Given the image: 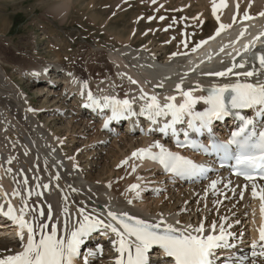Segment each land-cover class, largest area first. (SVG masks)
<instances>
[{"label":"bare ground","instance_id":"6f19581e","mask_svg":"<svg viewBox=\"0 0 264 264\" xmlns=\"http://www.w3.org/2000/svg\"><path fill=\"white\" fill-rule=\"evenodd\" d=\"M131 1L133 0H114L112 4L113 6L116 5L115 7L118 9H124V5L130 4ZM151 1L157 5L155 0H145L146 3ZM73 2L74 0H57V3L49 6L47 13L54 14L53 17L56 14L60 18L59 22L63 24L72 13ZM195 2L197 11L190 20L192 25L207 23L211 19L216 20L211 13L212 0H195ZM237 2L241 9L238 20H243V11L245 10H250V13L255 16H259V13L264 11V0H226L227 6L222 9H233ZM217 3L219 4V0ZM159 5L162 10H165L169 3H159ZM249 5L251 6L249 7ZM190 7L192 4L189 2L188 5H179L178 10L186 13ZM231 14V10H227L226 18L229 19ZM217 15L221 17L220 7L217 8ZM139 32L134 27L124 42L119 41L121 47L110 51L107 59H104L99 49L95 51L89 49L88 53L92 54V61H87L85 58L83 72L80 68L69 67L66 63L68 56H60L55 50L52 51L50 57L52 61L42 58L31 61L26 59L15 64L16 69L14 68V71L20 79L25 80L32 86V89L37 91L40 104L38 103L39 107L36 108L31 106L27 100L26 92L20 85L16 84L12 75L8 74L7 69L3 67V63H7V61L2 57L1 52L6 51L7 47L0 51V160L3 157L7 158V168L1 169L0 167V183L5 187L16 185L19 181L18 172L25 176L32 173L40 175L42 183L49 179L54 185L53 190L45 191L43 189L41 196L29 200L28 203L29 206L40 203L41 209L45 212H47V207L51 205L53 218L56 221L71 216L74 224L67 235L76 228L77 221L82 219L78 213V209L81 208L84 209L85 214L96 217L98 213L108 215V212L121 214L126 211L134 219H140L150 224L160 223V226L171 225L178 230H183L188 226L197 227L203 223L206 233L211 224L219 223L220 217H225L227 218L225 223L232 224L230 231L236 233L239 240H242L243 245L241 247L244 250L239 252L240 257L247 255L248 259L244 261V264H250L251 245L246 246L243 242L247 236L246 220L249 221L252 217L249 216L247 210L251 204L249 192H245L244 198L239 200V187H236L230 179L223 178L222 174H218L212 179L221 181L217 184L215 194L213 190L209 189L212 180L199 186L167 184L166 178L158 171L145 165L141 161L142 158H129L131 153L137 152L139 147L146 142V140L133 134H112L111 140L104 143L101 150H97L108 136L100 137L101 133L98 132L97 124L88 120L85 115L79 112L78 108L73 109L65 101L67 96L65 93L68 88V83L64 82L67 78L65 72L68 73L69 79L74 78L79 82H87L88 86H91L100 96L107 90H111L115 98L126 97L130 93L140 97L141 90L148 96L161 95L164 93L163 90L167 89V83L176 86L187 80L196 81V79H192L196 75V69L178 70L182 59L175 56L161 60L164 45L162 48L160 45L151 47L152 41L150 40L147 44L134 48L132 46L135 41L134 35L138 36ZM0 36L5 37L4 35ZM136 39L141 41L145 39V36L140 34ZM156 48L157 50H155ZM39 65L52 67L53 69L49 72L51 76L57 75L56 71L62 70L64 75L62 85L46 90L44 85L46 78L34 75L37 71L36 67ZM167 66L170 69L163 71ZM93 70H96L94 75H92ZM246 70H251V68L246 66L242 72ZM157 72H161V77L154 79V74ZM57 79H52V81L56 83ZM257 79H264V77H253L251 82H255ZM132 80L136 81L134 85L131 83ZM207 80V78L202 77L200 85ZM211 80L213 83L223 81L244 82L243 77H240L238 81L236 76H227V78L213 76ZM117 87L121 95H119ZM72 105H74L73 102ZM58 118L65 120L64 133H54L49 127V124ZM77 143L82 148H73V153L68 155L69 150H72V147ZM46 150H56L59 155L58 162H61L60 165L47 157ZM81 155H85V159L80 163L76 156ZM9 160L11 163H8ZM94 162L98 167L97 177L108 172L114 179L112 181L91 180L81 165L93 164ZM108 162L112 165L109 171L106 168ZM138 168L142 171L137 172ZM7 169H11V172L6 171ZM29 169L31 172L27 171ZM115 169L117 170L116 178L114 176L116 174ZM138 175L144 179L142 190L148 189L147 195H128L126 186ZM229 181H231L229 188H224V183ZM231 188L236 189L235 194L229 190ZM73 189H77L80 194ZM206 190L207 195H205ZM101 192L106 194L103 195ZM221 192L224 195H220ZM150 194L154 195H151L150 198ZM129 200L132 202L129 203ZM65 207L67 208L66 213L64 212ZM41 219L42 222L49 225L55 223L54 219L51 221ZM57 235L59 237L60 232ZM83 248L84 246H81L80 250ZM112 248V254L107 257V260L106 255L100 256L93 253L89 257L78 256L76 264H85V262L91 264V261L97 264H114L117 253L113 245ZM19 251H22L19 240L0 237V255L6 256ZM154 260L157 259L154 258ZM158 263L170 264L166 260ZM258 264H260L259 261Z\"/></svg>","mask_w":264,"mask_h":264},{"label":"snow or ice","instance_id":"6c2138e0","mask_svg":"<svg viewBox=\"0 0 264 264\" xmlns=\"http://www.w3.org/2000/svg\"><path fill=\"white\" fill-rule=\"evenodd\" d=\"M226 6V0H219V4L217 0H212V13L218 21L217 8ZM235 8L238 12V2L235 4ZM259 15L264 16V11L260 12ZM243 19H253L248 10L243 13ZM233 21H236L235 14L233 15ZM228 27L230 25L220 23L216 35H219L221 31L226 30ZM245 32L246 29L242 30L240 37H243ZM262 37H264V31H261L243 46V52L249 54L254 65L251 70L234 72L236 68H245L247 61L241 59L224 71L209 73L216 77L235 75L238 81L240 77H243L244 82H236L220 87L213 86L207 96L199 98L207 105L204 111L194 110L195 105L198 103L197 98L192 96L191 91L182 90L180 84L176 85V90L183 98V102L179 105L173 103L176 99L174 96L166 97L168 102L163 105L159 103L156 96H148L143 93V90H141L139 97L146 101L141 106L139 114L146 116L152 123H156L157 117L171 116V121L164 124L160 129L161 132L171 131L173 136H177L178 130L175 126L184 122L185 116L188 117V130L183 132V142L177 140L178 147H188L205 154L215 153L220 156L222 161H235L233 175L242 177L246 182V186L250 187L252 198L260 201L262 219L258 230L260 242H264V184L257 181H264V130L257 131L253 127V119L242 115L240 110L255 109L257 117L264 116V79L251 82L253 77H264V39ZM202 43H207V41ZM257 44L261 45L260 49L252 51ZM196 47L198 48L200 45L198 44ZM192 51H196V48H193ZM235 55L239 57L242 53L237 50ZM34 75L36 74L34 73ZM131 83L135 84L136 81L132 80ZM86 87V83L81 82V88ZM87 98L90 102L89 106L110 108L112 119L137 114L133 111V101L129 99L105 96L102 98L103 104L101 105L100 101L94 98L91 92L87 93ZM29 110L31 111V109ZM230 115L240 122L238 130L231 133V138L226 144L220 143L212 135L213 121L223 120ZM189 131L197 135L207 133L211 142L205 146L197 140L189 138ZM151 147L159 149V152L152 154L150 149H141L132 155L133 157L149 158L157 161L166 172L180 178L204 176L208 171L205 165H198L190 159L174 154L159 143H155ZM8 163H11V161L9 160ZM6 171L10 173L11 169ZM23 183L27 185L28 182L25 180ZM218 183H221V181L212 180L209 184V189L213 190L214 194ZM230 183L231 181L224 183L223 187L228 189ZM37 187L43 188L45 191L49 189L48 184L37 185ZM138 187V185H131L128 190L136 191ZM229 190L234 194L236 193L235 188ZM245 190L246 187L240 188L238 193L240 199L244 198ZM73 191H76V189H73ZM219 194L224 195L223 192ZM7 195L5 194V199H7ZM11 195L19 197L21 193L14 189ZM32 195L40 194L35 189L28 190L26 197L21 198V205L18 209L13 208L10 202L7 204L6 209L4 203H0V216L17 228L16 235L22 247V251L14 254L0 255V264H76V259L81 254L80 248L84 239L99 228L111 231L116 237L115 240L111 241L117 253L114 264H149V252L154 246H158L163 251L164 256L171 259L172 264H244V261L248 259L247 255L236 257L233 253L223 254V252H227V250L234 247L231 241L235 238L234 233L230 231L232 224L225 223L227 219L225 217H220L219 223L211 224L207 228V234H205L206 229L203 223L197 227L188 226L183 230H178L171 225H165L161 229L160 223L150 224L140 219H134L128 216L127 213L120 217L113 212H108V216L113 221L120 222L121 230L118 231L111 223L87 215L84 209L81 208L78 209V213L82 217L77 221L79 226L66 237H58L56 224L49 225L42 222L41 219L53 220L51 205L47 207V212L42 210L39 205L29 206L27 197ZM137 195H139V192H137ZM205 195H207V190ZM128 202L131 203L132 201L129 200ZM64 212H67L66 207ZM125 218L129 223L123 222ZM236 223H239V221H236ZM92 254L89 253V255ZM250 256V264H258V261L260 264H264V243L254 241L251 244Z\"/></svg>","mask_w":264,"mask_h":264},{"label":"rangeland","instance_id":"374dc122","mask_svg":"<svg viewBox=\"0 0 264 264\" xmlns=\"http://www.w3.org/2000/svg\"><path fill=\"white\" fill-rule=\"evenodd\" d=\"M113 2L114 0H74L71 6L72 13L66 19V22L60 25V18L56 16V14L55 17L57 18L52 19L55 18L53 17L54 14L52 15V13H47L49 6H52L57 3V0H0V35L5 36H0V51L5 50L7 47L6 51L1 52L2 57L7 61V63H3V67L7 69L6 66H12L16 69L15 64L23 62L26 59H29V61H31L35 59L45 58L50 59L49 61H52L50 57L52 51L55 49H52L50 51L49 45H54L56 43L57 47L62 44H67L71 46L69 41H73L74 45L73 51L70 54L69 61L72 62L74 56L80 54L79 58H81V60H79V63L84 64L83 59L85 53H81V49L78 48L80 45H86L90 42V45H92L93 47H102V49L107 50L112 49L114 46L119 47V45L121 46L119 41L122 40L124 42L125 39L128 37L129 32L134 27L137 28L138 31H140L138 36L134 35L135 41L134 44H132L134 48H139L141 45L147 44V42L150 40L152 41L151 47H157L160 45L162 48V43H160V41L158 40L166 39V29H158L160 24L156 22H158L159 18H155V23H147V21L144 19L141 21V23H138L141 24V26H138L137 24L134 25L133 23L134 18L141 12H143L145 18L150 17L148 15L149 11L146 10L144 5L145 0H135L134 2L131 1L132 5L130 10L126 9V7H130L129 4L124 5V9H118L115 7L116 5L113 6ZM165 2L169 3V5H167V9L176 8L177 11H179V5H188L190 2L192 4V7H190L186 11V13L182 12L184 14H189V16H191L190 18H193L194 13L197 11L195 9V0H164L162 3L164 4ZM111 4L112 7L110 6ZM171 15L173 14H167L168 17H170ZM39 21H41L43 23V27L47 28L48 30H42L40 24L38 23ZM166 22L163 23L165 26L168 25ZM148 26L151 28V30L156 31V36L150 35L152 33H150L149 30L144 29ZM47 31L52 32V34H57L62 39L61 43H58L56 38ZM200 32L201 34H203L197 35L198 38L207 35L209 33V30H206L205 27ZM170 33L172 35H176V38L174 39L175 44H170V46H168L169 48L166 49L167 53L172 51V49L178 45L179 33L177 31H172ZM140 34L144 35L145 39L138 41L136 37L138 38ZM6 36L9 39H13L14 43L16 42L19 44H12L11 40L6 39ZM150 36H153L154 38H151ZM158 36L160 37V39L158 38ZM84 37H86L89 42L87 40H83ZM194 37L196 38V35ZM20 44L27 49L26 52L23 53V55L20 51H18L20 50V48H22ZM68 49L67 46L62 48V50L65 52L64 55L59 54V52L56 50L55 51L60 56H68ZM89 49L90 48L87 49V52ZM32 50L36 52V57L33 55ZM155 50H157V48ZM17 51L18 53H20L21 56L17 53ZM15 52L17 53V57L11 54ZM175 56L177 55H173L170 58H173ZM89 59L91 60L90 57H88L87 60ZM163 59L164 58L161 57V60ZM8 71L12 74V77L15 80L16 84L20 85V87L28 94L29 100H27L30 102L31 106L33 105L32 107L35 108L39 107L40 98L38 97L37 91L32 89V86H30V84L27 83L25 80L23 81L22 79H20L19 76H15L13 74L12 69L9 68ZM83 71L84 69L82 70V72ZM14 73L17 75L15 71ZM95 73L96 70H93L92 75H94ZM64 122L65 120H61L60 118L54 119L53 122L49 124V127L54 131V133H64ZM73 148L81 149L82 147L79 143H77L72 147V150H69L68 155H71L73 153ZM76 157L80 161V163L85 159V155ZM81 167L84 168L86 174H88L90 176V179L93 181H112L114 179L108 172L105 175H100L99 177H97L98 167H96V162H94L93 164H84L81 165ZM106 168L107 171L112 168L110 162L107 163ZM115 171L116 174L114 176L116 178L117 170L115 169ZM101 194L104 195L106 193L101 192ZM149 197L151 198V195H149Z\"/></svg>","mask_w":264,"mask_h":264}]
</instances>
